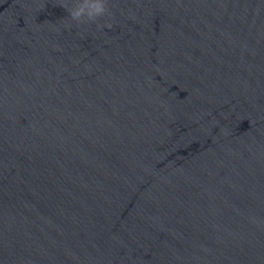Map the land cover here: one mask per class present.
I'll list each match as a JSON object with an SVG mask.
<instances>
[{
    "label": "water",
    "instance_id": "1",
    "mask_svg": "<svg viewBox=\"0 0 264 264\" xmlns=\"http://www.w3.org/2000/svg\"><path fill=\"white\" fill-rule=\"evenodd\" d=\"M109 7L0 0V264H264V0Z\"/></svg>",
    "mask_w": 264,
    "mask_h": 264
},
{
    "label": "clouds",
    "instance_id": "2",
    "mask_svg": "<svg viewBox=\"0 0 264 264\" xmlns=\"http://www.w3.org/2000/svg\"><path fill=\"white\" fill-rule=\"evenodd\" d=\"M58 5L68 14L65 27H70L71 22H75L76 25L96 24L98 28L112 27L111 23H100L111 15L109 0H58Z\"/></svg>",
    "mask_w": 264,
    "mask_h": 264
}]
</instances>
